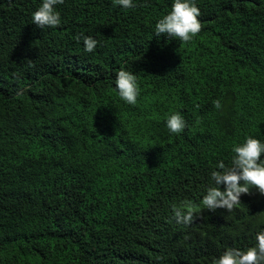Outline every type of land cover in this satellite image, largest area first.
<instances>
[{
    "label": "trees",
    "instance_id": "1",
    "mask_svg": "<svg viewBox=\"0 0 264 264\" xmlns=\"http://www.w3.org/2000/svg\"><path fill=\"white\" fill-rule=\"evenodd\" d=\"M84 1L56 5L60 25L41 30L32 16L42 0H0V264H212L256 244L264 198L188 225L173 209L194 206L218 162L231 167L233 148L264 129V91L230 61L251 73L264 53V0H227L187 44L153 34L164 0H133L131 36L91 53L74 45L79 60L66 50ZM89 70L102 78L64 79ZM120 70L137 78L134 105L115 88ZM196 83L202 107L188 92ZM221 99L230 102L221 116L237 122L205 140ZM174 113L186 122L179 134L166 126Z\"/></svg>",
    "mask_w": 264,
    "mask_h": 264
},
{
    "label": "clouds",
    "instance_id": "2",
    "mask_svg": "<svg viewBox=\"0 0 264 264\" xmlns=\"http://www.w3.org/2000/svg\"><path fill=\"white\" fill-rule=\"evenodd\" d=\"M165 5L164 17L157 18L153 26V34L159 39L161 35L168 38L179 39L182 43H189L202 30L200 19L203 15L220 14L226 10L227 0H164L159 1ZM64 0H42L41 6L33 13L32 24L39 29L56 28L60 25V14L55 6L63 4ZM113 6L105 7L93 0H85L81 5L79 29L69 42L66 52L74 55L80 60L79 54L71 49L72 46H83L85 52L91 53L97 44L105 49L104 44H116L119 39H126L131 36L129 14L125 9L133 8V0H113ZM171 10V11H170ZM106 50V49H105ZM102 58L95 55L94 64L100 63ZM234 70H242L246 79L252 85L264 91V53L260 55L251 66V73L246 71L241 58L230 57ZM31 66V61H26ZM103 73L97 70H89L86 73L72 74L65 76L67 84H76L77 81L89 83L100 80ZM0 73V86L3 85ZM115 88L119 97L129 105L137 102L138 84L137 78L132 73L120 70L115 80ZM225 94L230 95L232 86L224 87ZM188 92L192 100L200 99L204 89L199 84L189 85ZM20 94V91L19 93ZM16 94V95H18ZM191 100V99H190ZM197 106L202 107L203 103L197 101ZM170 104H182L181 98L171 100ZM216 109L211 114L210 122L205 124L209 131L204 133V139L226 137L223 131L234 127L236 120H229L221 114L230 110V102L221 99L214 102ZM259 121L264 122V115ZM170 133L179 134L185 127L186 122L179 113L172 114L166 122ZM235 153L231 167H227L223 161L218 162L216 167L220 171L211 172L213 184L203 192L194 206L185 204L174 207L173 213L177 223L185 225L199 222L202 215L210 214L216 216L218 211L232 212L239 208L244 198H264V129L256 136L246 138L243 145L233 148ZM224 190H220V186ZM195 213L198 215L194 216ZM245 248V247H244ZM212 264H264V231L256 236V244L247 246L245 250L227 248L219 258H214Z\"/></svg>",
    "mask_w": 264,
    "mask_h": 264
}]
</instances>
